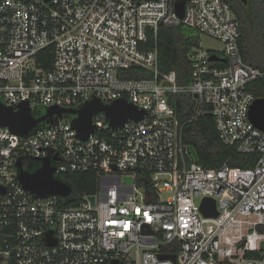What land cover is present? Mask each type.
Returning a JSON list of instances; mask_svg holds the SVG:
<instances>
[{"label":"built area","instance_id":"2783aa9c","mask_svg":"<svg viewBox=\"0 0 264 264\" xmlns=\"http://www.w3.org/2000/svg\"><path fill=\"white\" fill-rule=\"evenodd\" d=\"M177 1L0 0L4 105L28 101L34 112L125 98L147 111L116 130L98 111L87 139L69 115L28 135L0 126V264H264V131L249 117L257 98L249 85L264 70L243 60L228 2L185 0L180 16ZM182 24L224 44L223 52L194 45L184 83L175 70L160 71L157 46L160 27ZM46 49L49 67L38 58ZM134 66L153 77L121 75ZM171 94L194 95L196 115L210 113L220 139L238 152L258 153L255 165L194 161ZM26 157L49 158L57 176L94 171L97 190L72 206L60 196L36 197L18 179L17 162L25 166ZM206 197L217 216L202 210Z\"/></svg>","mask_w":264,"mask_h":264},{"label":"trees","instance_id":"16d2710c","mask_svg":"<svg viewBox=\"0 0 264 264\" xmlns=\"http://www.w3.org/2000/svg\"><path fill=\"white\" fill-rule=\"evenodd\" d=\"M234 9L240 23L241 37L239 39L243 60L261 70H264V0H225ZM193 28L186 25L175 27H160L157 35L159 49V68L162 73L175 70L180 83L188 82L191 74L189 51L197 44ZM155 44L154 37L149 39L148 47ZM44 66L52 63L50 49L42 51L38 56ZM224 65V63H219ZM122 76L128 78H151L152 71L134 66L122 70ZM249 89L257 97H264V79L249 85ZM169 101L176 108L177 117L183 126V141L189 147L194 161L206 168H217L228 163L231 167H252L258 161L259 154H244L236 147L225 144L219 136L214 117L210 113L196 115V99L192 94H171ZM45 112V107L34 110L35 116ZM69 115L68 117H70ZM25 168L31 171L41 166V163L26 157ZM73 187L74 196L67 205H77L80 195L95 193L97 190V175L94 171L62 173L58 176ZM177 251V248H174ZM256 252L248 255L257 256Z\"/></svg>","mask_w":264,"mask_h":264},{"label":"water","instance_id":"95a60500","mask_svg":"<svg viewBox=\"0 0 264 264\" xmlns=\"http://www.w3.org/2000/svg\"><path fill=\"white\" fill-rule=\"evenodd\" d=\"M241 1L244 3L248 2V0ZM184 9L185 0L177 1L176 10L180 16H183ZM211 59L218 60L220 58L212 55ZM17 108L6 106L0 100V126H7L16 133L28 135L39 126L55 125L65 116L71 115L70 122L80 139H87L96 132L93 116L98 111L106 113L114 130L121 128L130 119L140 120L147 114L145 109L139 108L125 98H118L109 104H105L99 97H93L79 108L48 106L40 116L33 114L28 101L19 103ZM249 117L255 126L264 131V97H257L254 100L250 108ZM31 159L41 163V166L34 171L26 169L22 160L17 162L18 179L24 188L36 197L60 196L65 199V203H69L73 187L57 176V168L51 164V160L49 158ZM125 180L130 182L132 177L128 176ZM91 200L95 202V197L91 196ZM201 208L206 215H218L213 198L206 197L202 202ZM261 245L264 246V242ZM160 257L176 260V254H163Z\"/></svg>","mask_w":264,"mask_h":264},{"label":"rangeland","instance_id":"374dc122","mask_svg":"<svg viewBox=\"0 0 264 264\" xmlns=\"http://www.w3.org/2000/svg\"><path fill=\"white\" fill-rule=\"evenodd\" d=\"M197 44H200L206 50H214L218 52H223L224 44L219 39L211 37L207 34H200L197 31L193 34Z\"/></svg>","mask_w":264,"mask_h":264}]
</instances>
